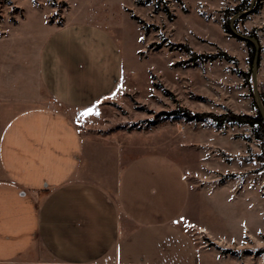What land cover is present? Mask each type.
Masks as SVG:
<instances>
[{
	"label": "rangeland",
	"instance_id": "374dc122",
	"mask_svg": "<svg viewBox=\"0 0 264 264\" xmlns=\"http://www.w3.org/2000/svg\"><path fill=\"white\" fill-rule=\"evenodd\" d=\"M242 3L240 12L251 11L235 19L233 26L259 42L261 90L264 0H255L253 6L251 0H0V68L13 66L20 73L21 68L14 66H23L18 58L34 60L48 41L62 43L60 55L81 46L90 55L111 49L122 68L111 99L74 112L41 90L39 103L61 110L81 130L111 137L110 144L104 142L107 149L137 147L128 155L142 150L173 158L185 170L191 187L183 228L212 249L221 264H264V176L259 174L264 169L255 159L261 149L253 129L227 125L215 132L211 121L189 122L181 113L187 109L221 114L231 109L256 114L249 86L239 75L250 73L248 48L227 31L239 13L235 7ZM64 21V28L52 26ZM184 47L197 55L223 51L236 64L224 59L190 61ZM11 56L16 57L14 62ZM251 162L256 166L251 168L256 186H250L249 201L213 189L233 181L226 172H237L239 167L242 171ZM200 219L210 229L203 236Z\"/></svg>",
	"mask_w": 264,
	"mask_h": 264
},
{
	"label": "crops",
	"instance_id": "0c3cea01",
	"mask_svg": "<svg viewBox=\"0 0 264 264\" xmlns=\"http://www.w3.org/2000/svg\"><path fill=\"white\" fill-rule=\"evenodd\" d=\"M60 46L48 41L34 60L18 58L20 73L0 68V264H221L181 224L191 187L173 158L128 155L137 147L107 149L111 137L81 130L61 110L39 103L42 90L84 112L111 99L121 81L111 49L90 55L81 46L60 55ZM255 167L226 172L233 181L213 189L249 201ZM199 230H210L202 219Z\"/></svg>",
	"mask_w": 264,
	"mask_h": 264
},
{
	"label": "trees",
	"instance_id": "16d2710c",
	"mask_svg": "<svg viewBox=\"0 0 264 264\" xmlns=\"http://www.w3.org/2000/svg\"><path fill=\"white\" fill-rule=\"evenodd\" d=\"M243 9V3L236 6L234 10L240 12ZM227 31L231 33L230 29L227 27ZM255 37L254 35H252ZM246 46L248 48V54H249V62L251 64L254 48L253 45L250 43H246ZM185 52L189 55V60H200L203 62H212L218 59H224L227 62H232L236 64V60L227 55L223 51H219L216 54H209V55H197L194 52H192L188 47H184ZM239 75L245 80V83L247 86H249V89L251 90V79H250V73L246 72H239ZM261 102L264 107V88L259 90ZM254 108L256 109V106L253 102ZM181 113L183 117L189 121V122H197V123H204L206 121H211L212 124H214L218 128H222L225 125L228 126H248L253 129V135L256 140L260 142V149L261 153L255 157V159L261 164V169H264V126L261 120L260 115L256 111V114L248 115V114H237L230 110H225L224 113L221 114H215V113H191L187 109H182Z\"/></svg>",
	"mask_w": 264,
	"mask_h": 264
},
{
	"label": "water",
	"instance_id": "95a60500",
	"mask_svg": "<svg viewBox=\"0 0 264 264\" xmlns=\"http://www.w3.org/2000/svg\"><path fill=\"white\" fill-rule=\"evenodd\" d=\"M255 0H251L250 6H253ZM251 10L248 11H242L237 13L231 20L229 24V29L231 31V35L239 39L240 41H243L245 43H250L253 45L254 48V53L251 61V68H250V79H251V90H252V98L253 102L256 106V111L261 117L263 126H264V107L261 102V97L259 93V88H258V68H259V57H260V45L257 39L243 35L239 32L236 31V29L233 26V21L237 19L238 17L245 16L247 15Z\"/></svg>",
	"mask_w": 264,
	"mask_h": 264
}]
</instances>
